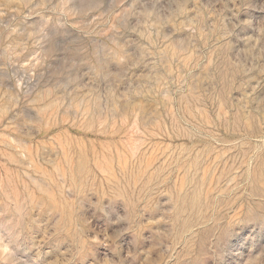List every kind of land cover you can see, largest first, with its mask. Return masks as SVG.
Instances as JSON below:
<instances>
[{
	"label": "rangeland",
	"instance_id": "374dc122",
	"mask_svg": "<svg viewBox=\"0 0 264 264\" xmlns=\"http://www.w3.org/2000/svg\"><path fill=\"white\" fill-rule=\"evenodd\" d=\"M0 264H264V0H0Z\"/></svg>",
	"mask_w": 264,
	"mask_h": 264
}]
</instances>
